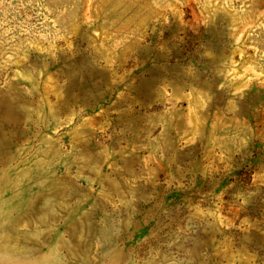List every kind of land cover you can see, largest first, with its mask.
Wrapping results in <instances>:
<instances>
[{
  "label": "rangeland",
  "instance_id": "rangeland-1",
  "mask_svg": "<svg viewBox=\"0 0 264 264\" xmlns=\"http://www.w3.org/2000/svg\"><path fill=\"white\" fill-rule=\"evenodd\" d=\"M0 264H264V0H0Z\"/></svg>",
  "mask_w": 264,
  "mask_h": 264
}]
</instances>
